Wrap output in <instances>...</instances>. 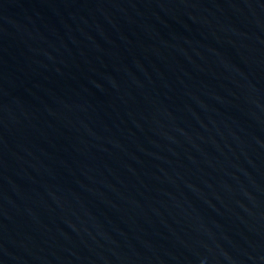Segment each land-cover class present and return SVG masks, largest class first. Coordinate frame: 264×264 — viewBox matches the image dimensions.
Wrapping results in <instances>:
<instances>
[{"label":"water","instance_id":"obj_1","mask_svg":"<svg viewBox=\"0 0 264 264\" xmlns=\"http://www.w3.org/2000/svg\"><path fill=\"white\" fill-rule=\"evenodd\" d=\"M0 264H264V0H0Z\"/></svg>","mask_w":264,"mask_h":264}]
</instances>
